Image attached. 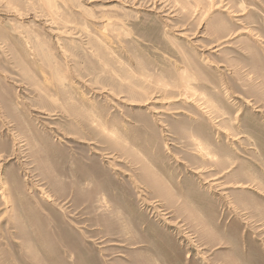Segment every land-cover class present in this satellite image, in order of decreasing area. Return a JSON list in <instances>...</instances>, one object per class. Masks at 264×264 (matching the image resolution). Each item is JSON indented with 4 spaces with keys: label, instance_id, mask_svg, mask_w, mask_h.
Here are the masks:
<instances>
[{
    "label": "rangeland",
    "instance_id": "rangeland-1",
    "mask_svg": "<svg viewBox=\"0 0 264 264\" xmlns=\"http://www.w3.org/2000/svg\"><path fill=\"white\" fill-rule=\"evenodd\" d=\"M0 264H264V0H0Z\"/></svg>",
    "mask_w": 264,
    "mask_h": 264
}]
</instances>
